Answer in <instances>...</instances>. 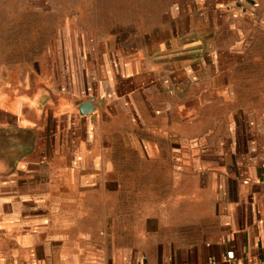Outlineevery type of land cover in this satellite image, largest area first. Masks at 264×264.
Returning <instances> with one entry per match:
<instances>
[{"label":"crops","instance_id":"crops-1","mask_svg":"<svg viewBox=\"0 0 264 264\" xmlns=\"http://www.w3.org/2000/svg\"><path fill=\"white\" fill-rule=\"evenodd\" d=\"M224 2L156 0L146 9L156 16L138 15L142 30L118 33L119 45L116 32L104 52V39L59 38L0 79V262L264 259V0ZM184 7L196 21L183 22ZM178 73L188 109L217 108L214 137L177 121Z\"/></svg>","mask_w":264,"mask_h":264},{"label":"rangeland","instance_id":"rangeland-1","mask_svg":"<svg viewBox=\"0 0 264 264\" xmlns=\"http://www.w3.org/2000/svg\"><path fill=\"white\" fill-rule=\"evenodd\" d=\"M155 1L129 0L130 5L126 9V7L121 6L120 0L116 2H112V0H0V79L6 82L14 81L18 77L20 68L22 69L26 63L30 66L33 60L38 59L40 61L42 55H49L51 48L52 51H56L59 38H66V41L72 42L80 37L81 42L89 46L93 37L104 39L100 42V52H104L109 45V42L107 44L105 41L111 39L109 37L112 35L111 32H116V34L114 33L116 36L113 35V37H116L114 45L115 43L119 45V36L124 35L122 32L136 35L137 32L142 30V28L137 27L138 22H140L137 18L138 15L152 14L151 18L156 16V12L146 10L152 8ZM124 3L126 4V0ZM139 6L143 7L145 13L139 12ZM166 7V5L162 6L163 9H166ZM182 11L184 13H181L180 17L183 22L185 23L187 20L190 22L192 18L187 16L186 8L184 7ZM194 13L196 15L193 14V17L196 19H198V14L203 15L198 10ZM126 16H128V21L125 20ZM202 19L201 17L200 21ZM192 20L196 21L195 19ZM143 29L149 30L147 28ZM184 30V28L181 31L178 30L180 37H183ZM162 31V38L170 37L167 29ZM192 31L194 33L196 29H192ZM196 41L194 44L197 43ZM66 44L69 46L67 42ZM83 48L85 46H82V50ZM177 58V65L183 66L185 62L184 55H177ZM197 63L200 67L199 59ZM176 79L179 83L178 89H180L176 92L179 99L177 100V121H180L183 127H191L193 130L197 129L214 137L222 127V125L216 124L217 108L205 107L201 109L198 106V108H192V110L188 109L185 106L188 102L185 99L184 74L178 73ZM168 83H170L168 78L161 82L165 86ZM219 110L223 111L222 109ZM223 127L227 129L228 125L226 124ZM194 142L199 146L202 144L207 146L217 144V140L214 138L210 140L198 139ZM162 143L167 144L168 142L163 140ZM215 149V147L212 149L207 147L203 152L209 158V165L215 163L213 161ZM148 175L151 179L154 174H146V178H148ZM156 176L155 173V179ZM159 176L162 183L169 179L167 171L160 172Z\"/></svg>","mask_w":264,"mask_h":264},{"label":"built area","instance_id":"built-area-1","mask_svg":"<svg viewBox=\"0 0 264 264\" xmlns=\"http://www.w3.org/2000/svg\"><path fill=\"white\" fill-rule=\"evenodd\" d=\"M245 1L246 0H225L224 6H225L226 9H231L233 7H242V4ZM226 257L227 258H231L232 254L230 252H227ZM0 264H4V263L0 262ZM255 264H264V259L263 260H258Z\"/></svg>","mask_w":264,"mask_h":264},{"label":"water","instance_id":"water-1","mask_svg":"<svg viewBox=\"0 0 264 264\" xmlns=\"http://www.w3.org/2000/svg\"><path fill=\"white\" fill-rule=\"evenodd\" d=\"M88 110H90L89 102H87V101L86 102H83L82 105L79 108V111L81 113H83V112L88 111Z\"/></svg>","mask_w":264,"mask_h":264}]
</instances>
